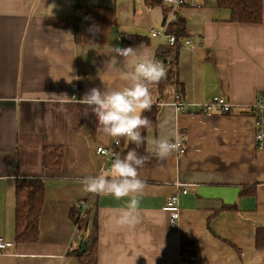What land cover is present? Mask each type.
Masks as SVG:
<instances>
[{"label": "crops", "instance_id": "1", "mask_svg": "<svg viewBox=\"0 0 264 264\" xmlns=\"http://www.w3.org/2000/svg\"><path fill=\"white\" fill-rule=\"evenodd\" d=\"M184 1L175 14L186 21V38L164 64L165 71L176 70L177 83L164 91L149 85L160 114L147 131L146 148L152 153L151 140L167 136L183 140L185 152L138 170L144 182L138 219L128 227L117 222L127 197L82 189L84 176L107 167L97 149L114 143L80 100L90 88H102V80L109 88L125 86L120 72L137 55L155 58L168 47L150 30L163 31L173 8L162 0L154 7L146 0H0V236L8 243L0 264H81L69 255L82 241L71 218L80 202L91 210L84 218L88 232L97 217L99 264H248L251 250L260 249L264 150L255 146L250 110L258 100L264 103V0L260 24L232 22L231 11L217 0ZM89 6L116 11L117 24L104 45L78 44L71 29L47 24L83 18ZM122 33L143 41L124 43ZM109 46L135 51L113 61L105 52ZM178 93L183 113L173 105ZM215 97L226 98L231 112L201 113ZM49 146L64 148L58 171L44 165ZM18 178L45 183L37 243H15ZM184 189L180 225L172 230L163 207Z\"/></svg>", "mask_w": 264, "mask_h": 264}, {"label": "trees", "instance_id": "2", "mask_svg": "<svg viewBox=\"0 0 264 264\" xmlns=\"http://www.w3.org/2000/svg\"><path fill=\"white\" fill-rule=\"evenodd\" d=\"M150 7L160 4V0H146ZM222 9L231 11V21L239 24H260L263 21V0H217ZM47 24L56 29H71L75 42L81 45H104L109 37L110 30L116 26V11L101 6H89L83 18L70 17L64 19H48ZM167 35L176 37L175 46L161 47L156 53L155 59L162 62L173 61L176 57V50L182 47L183 39L186 38V21L177 17L170 22L166 28ZM157 31V30H156ZM162 32V31H159ZM166 39V38H165ZM121 40L128 44H139L143 40L121 34ZM172 65V62H171ZM169 64V66H171ZM168 66V67H169ZM177 83L176 70L169 69L165 75L155 84L161 91ZM160 114V105L153 103L152 107L145 110L143 115L150 121L149 126L141 128V134L145 142L139 146L120 138V143L113 144L115 154H124L129 149H135L139 155L147 157L141 169L155 167L159 159L146 148L147 131L157 125ZM64 148L49 146L44 151V165L51 170L58 171L63 165ZM45 183L40 178H18L16 183V213H15V243H37L40 239V219L45 202ZM91 210H82L79 206L71 211V218L77 227L78 236L82 239L79 246L70 251L69 255L76 257L81 264H99V230L97 217L93 220L91 229L84 226V218ZM84 237V238H83ZM84 242L87 248L83 250ZM258 248L264 249V229H259L256 236Z\"/></svg>", "mask_w": 264, "mask_h": 264}, {"label": "clouds", "instance_id": "3", "mask_svg": "<svg viewBox=\"0 0 264 264\" xmlns=\"http://www.w3.org/2000/svg\"><path fill=\"white\" fill-rule=\"evenodd\" d=\"M134 48H113L109 46L105 52L109 59L129 57L134 54ZM165 75L162 63L154 57L137 55L131 66L120 72V78L127 81L120 88H109L104 81L102 88H90L80 100V103L90 109L96 119V128L108 138L111 143H120V138L139 146L145 142L141 128H147L150 121L143 115L152 107L153 96L149 85L158 82ZM178 144L167 137L153 138L151 152L158 158L168 157ZM147 157L139 155L135 149H129L124 154L111 157L106 168L95 175L82 178V189L85 192L103 193L116 200L127 197V207L122 209L117 222L132 227L138 219L139 193L143 189V180L139 176V168ZM248 264H264V249L253 248L248 258Z\"/></svg>", "mask_w": 264, "mask_h": 264}, {"label": "built area", "instance_id": "4", "mask_svg": "<svg viewBox=\"0 0 264 264\" xmlns=\"http://www.w3.org/2000/svg\"><path fill=\"white\" fill-rule=\"evenodd\" d=\"M165 4L173 8V15L171 16L170 22L176 20L175 10L184 5V0H162ZM176 10V11H177ZM150 34L152 36H157L159 38H166L169 46L173 47L176 43V37L174 35H167L166 30L164 29L162 32L156 31L154 29L150 30ZM187 46L191 44V41L188 39L185 43ZM165 68V63L160 61ZM77 85L73 86V89L76 90ZM173 105L176 108L177 112H184V102L182 99V94L178 93L173 99ZM233 106L232 104L223 97H215L209 103L204 104L200 108V112L210 116L213 113H222L226 114L231 112ZM251 114L255 119V146L257 150H264V103L261 100L251 108ZM178 144V147L173 151L177 154H183L184 150V142L183 140L175 141ZM97 152L102 155L105 159L106 164L110 161L111 157L114 155L113 148H103L100 147L97 149ZM187 190H181L179 193H176L169 197L164 205V211L169 216V225L172 230H177L180 225L181 220V210H180V196L187 195ZM79 206L82 210L88 209V204L86 202H80ZM8 247V243L6 240L0 236V254L6 250Z\"/></svg>", "mask_w": 264, "mask_h": 264}, {"label": "water", "instance_id": "5", "mask_svg": "<svg viewBox=\"0 0 264 264\" xmlns=\"http://www.w3.org/2000/svg\"><path fill=\"white\" fill-rule=\"evenodd\" d=\"M165 64H166V62H165ZM86 248H87V243H86V242H84V244H83V250H82V251H85V250H86Z\"/></svg>", "mask_w": 264, "mask_h": 264}, {"label": "rangeland", "instance_id": "6", "mask_svg": "<svg viewBox=\"0 0 264 264\" xmlns=\"http://www.w3.org/2000/svg\"><path fill=\"white\" fill-rule=\"evenodd\" d=\"M167 201V200H166ZM180 203V202H179ZM164 208V207H163ZM164 210V209H163ZM180 210H181V207H180Z\"/></svg>", "mask_w": 264, "mask_h": 264}]
</instances>
